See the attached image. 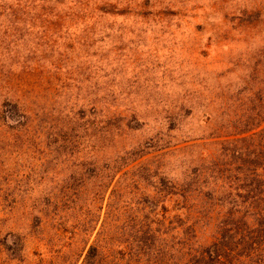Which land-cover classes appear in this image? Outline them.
Here are the masks:
<instances>
[{"label":"rangeland","instance_id":"1","mask_svg":"<svg viewBox=\"0 0 264 264\" xmlns=\"http://www.w3.org/2000/svg\"><path fill=\"white\" fill-rule=\"evenodd\" d=\"M118 1L122 8L134 3L144 18H105L104 24L117 31L112 41L118 50L105 42L100 55L108 57L102 68H95L94 60L89 67L78 46L61 48L70 39L52 40L57 46L48 49L39 46L38 25L16 26L18 32H13L16 27L0 23V70L23 79L22 91L40 117L29 134L0 135V264L82 261L93 237L88 243L78 231L82 215L89 213L81 186L93 173L91 160L103 146L98 113L88 111L101 98L123 118L136 115L130 130L109 129L108 152L118 143L134 146L148 140L156 129L167 127L170 114L181 111L179 131L171 135L188 143L171 151L174 170L181 173L180 166L194 159L217 157L220 139L212 136L210 122L205 123L207 106L214 103L219 109L222 95L231 97V90L240 88L237 78L243 73V68L227 73L241 48L226 39L225 12L219 9L241 0ZM99 73L108 78L99 79ZM226 114L218 122L233 120L232 113ZM86 122L92 127L85 132ZM92 213L100 230L106 202L103 210L97 207ZM117 228L114 223L106 227L111 240ZM16 237L25 245L20 262L9 260L2 245L6 241L13 246Z\"/></svg>","mask_w":264,"mask_h":264},{"label":"trees","instance_id":"2","mask_svg":"<svg viewBox=\"0 0 264 264\" xmlns=\"http://www.w3.org/2000/svg\"><path fill=\"white\" fill-rule=\"evenodd\" d=\"M122 5L118 0H0V23L30 29L38 25L39 46L48 49L57 46L52 40L70 39L61 48L78 46L89 67L94 60V67L102 68L108 56L100 53L107 44L118 50L112 41L117 31L104 24L105 18H144L134 3ZM222 11L226 39L241 48L227 73L240 68L243 73L237 78L240 88L232 89L231 97L222 95L219 109L214 103L207 106L205 123L220 139L217 157L194 159L180 166L181 173L174 170L171 151L188 143L171 135L179 131L181 111L170 114L167 127L156 129L148 140L134 146L118 143L108 152L109 129L130 130L136 115L123 118L101 98L88 113H98L103 146L81 186L89 213L78 224L82 239L93 241L80 263L59 264H264V0H241ZM106 78L99 73V79ZM22 84L14 72L0 70V135L29 134L37 128L39 112ZM232 105L237 107L230 111ZM226 113L233 120L218 122ZM82 117L86 120V113ZM91 127L86 122L83 129ZM105 202V218L97 230L99 219L92 209L103 210ZM113 223L118 231L111 240L106 227ZM2 245L9 260L22 261L25 245L19 237L13 246Z\"/></svg>","mask_w":264,"mask_h":264}]
</instances>
